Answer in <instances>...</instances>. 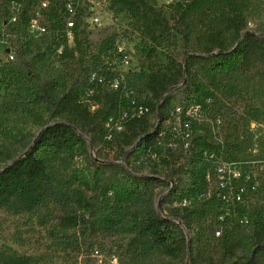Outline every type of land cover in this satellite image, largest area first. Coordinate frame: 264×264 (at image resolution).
<instances>
[{"label": "trees", "instance_id": "trees-1", "mask_svg": "<svg viewBox=\"0 0 264 264\" xmlns=\"http://www.w3.org/2000/svg\"><path fill=\"white\" fill-rule=\"evenodd\" d=\"M206 1L183 0L177 4L178 17L173 24L147 0H112V11L118 8L129 19L147 22L149 28H158L160 35L180 34L188 44L189 34L183 27L187 25V16ZM224 1L232 14L228 28L234 32L237 45L230 49L218 43L215 52L214 48L206 50L210 72L234 69L244 58L249 41L264 44V22L255 30L249 27L248 17L254 5L249 0ZM48 15L53 29L61 27L54 8ZM114 16L119 19L115 12ZM100 54L107 61L98 73L111 77L116 71L139 77V94L121 85L119 89L105 91L99 101L95 96L99 106L91 111L83 101L84 89L94 86L88 76L84 81L70 83L36 79L33 102L45 104V109L31 111V116L33 123L42 127L40 132L32 135L8 117L0 116V209L20 214L37 213L51 204L57 206L60 229L75 230L72 235L53 233L65 247L91 236L93 242L89 247L96 253L100 232L122 229L132 236L133 243L151 244V249L167 256L170 260L164 264H197L192 243L188 251L184 228H191L205 215V209L192 202L184 206L174 203L193 201L206 188L210 161L207 151L213 150V144L204 134L202 121L179 115L176 108L179 101L186 107L213 97L211 86L201 80L195 67L203 57L196 51L185 50L180 68L169 75L161 68L144 72V66L138 70L133 63L131 67L123 65L109 37L104 39ZM10 102L9 110H13L15 102ZM140 105L157 109L160 120L170 119V125L152 130L154 125L146 113L129 118L123 131H116L112 139H107L106 122L121 117L124 110L134 113ZM99 146L115 152L114 159H102L98 154L91 157L90 149ZM223 154L227 162L237 159L233 153ZM223 174L229 177L231 187H221L216 193L219 196L215 194L216 201L222 209L235 207L241 211L238 221L243 223L246 213L239 204L242 192L235 184V180L242 179L228 172ZM253 184L264 187V178ZM161 186L168 190L158 209L155 196ZM164 210H168L167 215ZM252 218L247 233L235 237L242 226L238 222L223 234L221 257L210 264H264V209L254 210ZM0 264L36 262L31 256L2 251Z\"/></svg>", "mask_w": 264, "mask_h": 264}, {"label": "rangeland", "instance_id": "rangeland-1", "mask_svg": "<svg viewBox=\"0 0 264 264\" xmlns=\"http://www.w3.org/2000/svg\"><path fill=\"white\" fill-rule=\"evenodd\" d=\"M10 1L0 0V116L8 117L14 125L35 136L42 127L33 123L31 111L42 112L45 109V104L33 102L35 80L70 83L84 81L87 76L91 79L107 61L106 56L100 54V48L108 37L113 47L123 43L129 48L127 52L134 67L139 70L144 66V72L161 68L170 75L180 68L185 50L196 51L203 57L195 67L201 80L211 86L214 95L204 102H194L201 105L198 119L204 123V134L213 144V150L207 151L210 155L207 184L196 199L175 202L174 206L192 202L204 207L205 215L197 219L191 228H184L188 251L192 243L197 264L219 260L223 234L238 222L242 226L235 237L247 233L252 225L253 211L264 209V187L253 184L264 178V44L249 41L244 58L234 69L210 72L206 50L214 48L215 52L217 48L214 46L218 43L232 49L237 42L234 32L228 28L232 14L226 2L208 0L187 16V25L183 27L189 34L188 44L180 34L160 35L158 28H149L145 21L129 19L116 8L114 12L119 19L114 24L83 28L77 33L75 44H67L63 52H59L63 26L61 24V27L53 29L48 13L53 8L57 11L56 3L60 0H49L47 7L43 6L47 0H19L24 6L25 17L18 24L12 22L14 10L10 11ZM147 1L173 24L178 17L176 6L183 0ZM249 1L254 5V11L248 20L255 30L264 22V0ZM40 11L49 26V32L44 35L32 33L27 25L28 18ZM10 53L14 54V60L9 58ZM95 56L98 58L95 59ZM114 75L120 76L124 87L139 94V77L118 72H113ZM107 90H111L109 83L100 87L96 95L98 101L103 99ZM11 100L15 102L13 110H9ZM178 106L183 108L184 103L179 101ZM148 114L150 123L154 125L152 130L171 123L170 119L160 120L157 109L150 108ZM117 119L120 120V117ZM122 122L125 124V121ZM101 147L91 148V157L98 154L102 159H114L115 152ZM223 153L237 156L235 162L228 163L235 164L244 176L242 180H235L242 192L240 210L246 213L243 223L238 221L241 211L235 210V207L232 210L222 209L216 201L218 197L215 198L221 187H231L229 177L218 171L220 165L228 164ZM160 180L163 181L162 178ZM167 190V186L156 190L158 209L159 201ZM59 214L60 209L52 204L37 213L16 214L0 209V252L31 256L36 264H164L170 260L157 249H151V244L133 243L132 236L122 229L113 233L100 232L95 245L99 254L89 247L93 242L91 236L72 247H65L53 233L72 235L75 230H61L56 219ZM164 214L167 215L168 210H164Z\"/></svg>", "mask_w": 264, "mask_h": 264}, {"label": "built area", "instance_id": "built-area-1", "mask_svg": "<svg viewBox=\"0 0 264 264\" xmlns=\"http://www.w3.org/2000/svg\"><path fill=\"white\" fill-rule=\"evenodd\" d=\"M50 5V1L47 0L43 2V6L47 7ZM57 6V19L61 20L63 26L61 34V43L59 47V52H63L64 46L67 44H75L76 35L83 28H94L100 27L107 24H114L117 20L112 11V0H60ZM24 6L19 0H11L9 4L10 11L14 10L12 13V22L18 24L24 17ZM28 28L34 34L44 35L49 32V26L46 20L43 18V12L34 13L30 18H28ZM249 27H253L252 23H249ZM117 51L120 53V62L123 65L131 67L132 59L129 53L127 52L126 46L122 44L116 46ZM9 58L14 60L15 56L13 53L9 54ZM116 72V71H115ZM120 73V72H118ZM91 83L94 86H90L87 89V98L86 104L91 111H95L99 106V102L95 99L96 91L98 86H103L108 84L111 86V89H119L123 85V81L118 75L108 77L106 74L96 73L91 79ZM201 110V105L197 102H192L186 107H177V114H184L186 118L193 120L198 119L199 112ZM150 112V108L145 106H138L135 109L134 113H131L129 110H124L120 120L110 118L106 122V127L108 129L107 139H112L113 133L121 132L124 130L125 124L122 121H127L129 118L134 116H142ZM179 117V116H178ZM199 120V119H198ZM228 163V162H227ZM232 164L231 166H229ZM222 164L218 167V171L223 174L228 172L233 175V177L243 178L242 174L238 172V168L233 163ZM236 168H234V167ZM238 172V174H237ZM217 234H221L220 231H217ZM98 254V251H96Z\"/></svg>", "mask_w": 264, "mask_h": 264}, {"label": "water", "instance_id": "water-1", "mask_svg": "<svg viewBox=\"0 0 264 264\" xmlns=\"http://www.w3.org/2000/svg\"><path fill=\"white\" fill-rule=\"evenodd\" d=\"M179 223H181V222H179Z\"/></svg>", "mask_w": 264, "mask_h": 264}]
</instances>
